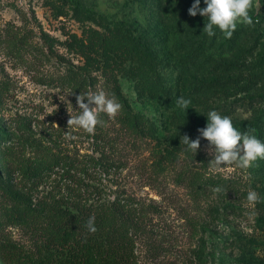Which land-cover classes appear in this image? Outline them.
<instances>
[{"label":"rangeland","instance_id":"rangeland-1","mask_svg":"<svg viewBox=\"0 0 264 264\" xmlns=\"http://www.w3.org/2000/svg\"><path fill=\"white\" fill-rule=\"evenodd\" d=\"M194 2L0 0V264L43 241L17 221L28 199L119 208L129 220L115 228L120 254L132 264H264V159L216 170L209 141L196 154L181 143L212 110L264 142V0L231 39L203 33ZM104 39L127 49L97 45ZM100 89L118 115L100 113L92 134L67 132L76 97ZM181 96L189 109L176 107Z\"/></svg>","mask_w":264,"mask_h":264},{"label":"clouds","instance_id":"clouds-1","mask_svg":"<svg viewBox=\"0 0 264 264\" xmlns=\"http://www.w3.org/2000/svg\"><path fill=\"white\" fill-rule=\"evenodd\" d=\"M200 2L201 0H195L188 11L193 17L199 14L207 18L203 33H207L209 37L215 36V29L219 28L226 39H231L238 24L254 26L250 14L254 0H204L206 4L204 8L200 7ZM76 102L80 113L73 115L68 110L70 118L67 121V132L76 127L92 134L97 126L103 125L100 113L115 118L122 108L115 97H109L102 89L81 93L76 97ZM175 104L177 108L189 109L191 100L181 96L175 100ZM207 117V126L198 130L200 136L195 140L187 135L181 138V143L186 145L188 150L196 154L201 147V137L209 141V152L211 154L214 151L215 154L209 164L216 170L229 165L247 169L258 159H264V142L254 135L255 129L242 133L234 126L231 117L222 115L216 110L210 111ZM259 199L257 192L249 190L247 201L250 204H255ZM86 227L92 233L97 231L94 216L89 218Z\"/></svg>","mask_w":264,"mask_h":264},{"label":"trees","instance_id":"trees-1","mask_svg":"<svg viewBox=\"0 0 264 264\" xmlns=\"http://www.w3.org/2000/svg\"><path fill=\"white\" fill-rule=\"evenodd\" d=\"M118 35L125 37L123 32H118ZM96 42L93 41L95 49L97 45L112 49L121 44L116 39H104L97 45ZM119 47L122 50L127 49L126 46ZM138 53H146V51L140 47ZM125 115L132 123V117ZM49 163L51 162L40 163L42 167L40 172L52 169L54 164L51 166ZM88 191V188H85L84 194ZM31 203L30 199L23 201V204L21 202V206L16 210L17 221L20 224L29 222L31 226L33 223V229L41 231L43 241L38 242L35 249L16 251L9 255L10 257L5 259L9 264H132L120 254L119 234L115 228L120 224L126 225L129 220L119 208L112 205L91 210L88 207L75 212L58 204L56 200L43 207H33L30 206ZM93 216L97 229L94 233L86 227L89 218ZM201 257L199 256L198 259L200 260Z\"/></svg>","mask_w":264,"mask_h":264}]
</instances>
